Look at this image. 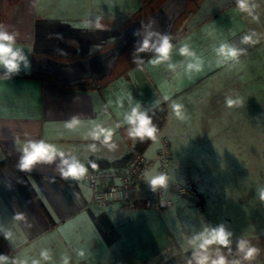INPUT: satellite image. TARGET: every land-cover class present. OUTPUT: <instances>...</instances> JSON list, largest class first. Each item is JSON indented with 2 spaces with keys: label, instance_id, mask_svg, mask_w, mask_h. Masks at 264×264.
<instances>
[{
  "label": "crops",
  "instance_id": "1",
  "mask_svg": "<svg viewBox=\"0 0 264 264\" xmlns=\"http://www.w3.org/2000/svg\"><path fill=\"white\" fill-rule=\"evenodd\" d=\"M160 1L14 0L8 5V0H0V25L18 34L16 44L24 49L30 61V67L22 66L21 70L29 71L36 67L37 58L43 54L71 60L117 43L127 25L137 18L144 19L150 4L157 5ZM230 1L233 0H198L195 9L182 19L184 24H179L183 28L173 29L170 58L160 65L149 63L155 58V51L142 59L135 56L139 67L133 62L134 57L121 67L119 60L116 72L87 89L65 86L36 75L16 74L10 80H0V254L9 257V264L13 260L17 264H32L33 255L40 256L44 249L49 250L52 259L40 258V264H62L63 257L69 258V264H100L95 255L101 248L109 246L112 257L116 253L113 243L106 245L101 241L106 236L113 235L110 236L113 238L116 227L118 240L121 236V240L140 249L143 235L137 238L135 234L140 228L131 224L138 219L142 223L155 221V206L157 202H164L162 189L153 197L144 192L140 194L149 185L145 180H138L124 202L101 205L94 201L93 191L84 176L62 175L65 167L62 160L76 158L91 172L100 168L92 169L87 164L90 156L111 161L134 150L131 145L134 141L127 135L129 125L125 116L137 104L146 112L156 106L166 108L164 99L170 93L184 86L186 80L215 70L223 61L215 51L224 43L219 38V21H214L212 33L205 27L210 20H217ZM97 19L102 29L94 27ZM84 23L92 27L85 29ZM184 45L196 56L179 55ZM197 59L202 61L201 71L186 72L187 64ZM169 64L174 67L170 69ZM73 117L78 118L80 124L73 129L66 128L65 122ZM108 126L119 130L121 142H126V148L130 144L132 150L124 149L118 157L104 155L98 147L93 151L90 144L97 140L90 133ZM41 139L64 151V157L57 156L51 163H37L31 170H20L24 144ZM151 143L145 151L155 156L160 145L150 150ZM157 169L155 166L150 173L156 175ZM147 198L153 201L152 206L146 204ZM19 214H23L24 219L17 220ZM124 231L127 235L121 234ZM9 232L11 237L5 239L4 234ZM151 241L145 246L149 253L144 254L156 248L152 238ZM34 242H39V252L31 248ZM81 250L83 257L77 254ZM135 253L138 258L139 252Z\"/></svg>",
  "mask_w": 264,
  "mask_h": 264
},
{
  "label": "rangeland",
  "instance_id": "2",
  "mask_svg": "<svg viewBox=\"0 0 264 264\" xmlns=\"http://www.w3.org/2000/svg\"><path fill=\"white\" fill-rule=\"evenodd\" d=\"M255 3L258 19L241 13L233 0L217 20H210L205 27L210 33L214 21H219L220 41L246 52L239 62L223 60L215 70L186 80L184 86L164 99L168 118L149 147L158 148L162 137L171 140L173 158L166 174L168 186L162 189L164 202H157L154 222L142 223L138 219L131 224L140 228L136 234L137 228L133 232L137 238L143 235L140 249L121 240V236L118 240L116 227L113 238L110 235L101 240L106 245L113 243L116 253L112 257L109 246L101 248L95 255L100 264H186L190 256V252L184 251L187 237L200 231L205 223L212 226L223 223L233 232V255L236 239L251 240L261 250L255 264H264V200L259 196V189L264 187V0ZM250 30L259 35V43L242 44L241 37ZM137 48H130L121 62L139 55ZM226 97L241 98L244 103L227 108ZM173 101L183 105V119L172 114ZM105 129L112 130L110 143L116 147L110 149L103 144L102 135L90 146L101 148L110 157L120 156L124 149L132 150L135 142L126 148L119 130L114 126ZM143 192L153 197L160 189L153 192L149 186L140 194ZM123 233L127 235L126 231ZM129 236L133 238L132 234ZM151 238L156 248L144 254L149 253L145 246L150 245ZM31 245L34 251H40L39 242ZM135 252H139L138 258ZM39 259L37 253L33 255V260Z\"/></svg>",
  "mask_w": 264,
  "mask_h": 264
},
{
  "label": "clouds",
  "instance_id": "3",
  "mask_svg": "<svg viewBox=\"0 0 264 264\" xmlns=\"http://www.w3.org/2000/svg\"><path fill=\"white\" fill-rule=\"evenodd\" d=\"M235 5L241 13H245L251 16L253 19H258L255 15V10L258 5L255 0H235ZM152 22L150 21V24ZM83 27L88 29L92 27L90 23H84ZM94 27L96 29H102L103 25L99 23L97 19ZM17 33H13L7 30V27L0 25V80H10L14 75L21 71V67L24 69L30 67V61L28 55L24 49L18 47ZM157 35L159 38L156 42H152V36ZM260 37L254 31L250 30L247 34L241 37V43L246 45H254L259 43ZM173 45L170 42V36L160 35L158 33L149 32L144 38L141 46L136 49L137 52H143L146 50L154 49L155 58L151 59L149 63L152 65H160L161 63L169 60V54ZM216 54L223 58L224 61L239 62L241 55L245 54L246 49L233 46L228 43L220 44L215 49ZM179 52L183 56L195 57L196 53L189 48L188 45H184L179 49ZM134 63L139 62L134 56ZM171 69L174 65L169 64ZM202 69V61L197 59L195 62L188 63L186 66V72L191 73L193 71L199 72ZM167 99V98H166ZM244 101L241 98L226 97L225 106L227 108H234L242 106ZM172 114L179 119L184 118L183 105L173 101L170 105ZM125 120L129 125L127 129V135L135 142L137 139L140 142H144L146 139L149 141L157 140L158 128L153 123L152 118L146 111H141L140 105L137 104L129 114L125 116ZM80 124L78 118L73 117L71 120L65 122V127L73 129ZM94 140H99L101 135L103 144L110 149L116 147L115 144L110 143L112 139V130L100 128L90 133ZM92 150H96V146H91ZM22 155L19 159L20 170H31L37 163H51L57 156L64 157V151L57 148V146L47 143L41 139L39 141H27L21 149ZM62 175L64 177L81 178L88 172V167L81 163L78 159L72 158L63 159ZM92 169H96L98 165L91 163ZM143 179L147 182L153 192L158 189L167 188L168 177L161 173L159 175H153L150 172H145ZM259 196L261 200H264V187L259 189ZM17 220L24 219L23 214L16 216ZM11 233H5L4 238L9 239ZM233 232L230 231L225 224L220 223L215 226L205 223L200 231L194 232L193 235L187 237V247L184 251L190 252V256L186 260V264H255L256 258L260 254V249L252 244L251 240L240 237L235 240V255H233ZM80 257L84 256V252L78 251ZM40 258L43 261H51L52 257L49 250L44 249L40 252ZM0 264H9V257L4 254H0ZM12 264H17L15 260ZM32 264H40V260H33ZM62 264H69V258L63 257Z\"/></svg>",
  "mask_w": 264,
  "mask_h": 264
},
{
  "label": "water",
  "instance_id": "4",
  "mask_svg": "<svg viewBox=\"0 0 264 264\" xmlns=\"http://www.w3.org/2000/svg\"><path fill=\"white\" fill-rule=\"evenodd\" d=\"M188 1L193 0H164L144 19L137 18L127 25L117 43L95 54L71 60H60L43 54L37 58L36 68L48 71L67 83L91 79L97 84L114 72L120 58L131 46L140 47L149 32L170 36L177 20L185 13ZM158 38L153 35L152 42H156ZM151 52L154 49L139 52V57L142 59Z\"/></svg>",
  "mask_w": 264,
  "mask_h": 264
},
{
  "label": "built area",
  "instance_id": "5",
  "mask_svg": "<svg viewBox=\"0 0 264 264\" xmlns=\"http://www.w3.org/2000/svg\"><path fill=\"white\" fill-rule=\"evenodd\" d=\"M172 158L171 140L162 137L155 156H149L146 151H135L125 166L87 172L84 179L91 187L96 203L104 205L124 202L136 187L137 181L143 180L146 171L150 172L158 165L159 170L166 175ZM146 202L148 206H152L150 198Z\"/></svg>",
  "mask_w": 264,
  "mask_h": 264
},
{
  "label": "trees",
  "instance_id": "6",
  "mask_svg": "<svg viewBox=\"0 0 264 264\" xmlns=\"http://www.w3.org/2000/svg\"><path fill=\"white\" fill-rule=\"evenodd\" d=\"M149 1H151V0H145L146 3H149ZM163 1L164 0H161L157 5H151L150 4V6H149L150 9L148 12H151L154 9H156ZM13 3H14V0H8V5H11ZM197 3H198V0L188 1L187 9H186L185 13L177 20V22L174 26V30H177V28L179 26L180 19H183L187 15V13L192 12L195 9V7L197 6ZM134 46L139 48V45H133L130 48H132ZM124 63H125L124 61L121 62V60H120L119 66L121 67ZM18 74H20V75H36V76H39L41 78L49 79V80H52L54 82L60 83L62 85L69 86V87H75V88L87 89V88L94 86V82L91 79L67 83V82L61 80L60 78H58L57 76H55L54 74H52L48 71L39 70L36 67H34L32 70H29V71H22L21 70ZM107 77H105L104 79H106ZM104 79H102V80H104ZM100 81H98V83ZM147 114L152 118L153 123L157 126L158 130H160V128L164 124L166 117H167V110H166L165 106H163V105L156 106V107L152 108L151 110H149L147 112ZM150 142L151 141H149L147 139L144 142H140L137 139L135 141V144H134V150L130 151L129 153H126L122 157L109 161V160L96 159L93 156H90L87 160V164L90 166V162L96 163L98 165L97 168H100V169L117 168V167L125 166L129 162L131 156L133 155V153L135 151H145V149L148 147ZM94 171H96V170H94Z\"/></svg>",
  "mask_w": 264,
  "mask_h": 264
}]
</instances>
